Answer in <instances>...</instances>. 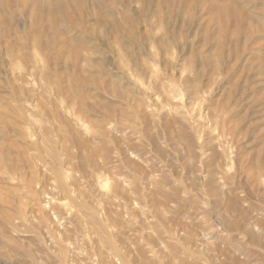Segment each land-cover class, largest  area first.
<instances>
[{
	"label": "rangeland",
	"instance_id": "rangeland-1",
	"mask_svg": "<svg viewBox=\"0 0 264 264\" xmlns=\"http://www.w3.org/2000/svg\"><path fill=\"white\" fill-rule=\"evenodd\" d=\"M102 2L107 3L103 4ZM155 2L156 0H153L145 5L142 0H99L98 2L97 0H78L77 12L79 15H74L71 23L66 21L65 24V21H63L58 26V29L71 42L83 40L88 48L89 66L79 64L77 69L71 67L63 69L61 61L60 64L56 62L57 65L56 63L54 65L51 60L53 49H44L37 37L28 34L34 27L33 20L27 15H21L19 12H13V18L10 15V21H12L7 29L10 33V30H13V32L7 38L8 41L2 44L4 48L0 45V116L5 117L6 120L17 119L16 122L26 137L29 138L28 140L33 142V146L23 150L26 152L22 151L23 154L18 158V162H20V166L23 165L21 167L24 171L27 169L25 171L27 175L31 174L36 177L34 188L37 190L38 195L40 194L39 197L41 196L39 200L43 202L41 203L43 204V213L48 215L49 218L44 216L45 221H43L38 220V215L36 217L35 215H28V221L23 222V226L16 235V237L19 236V238H16V242L19 244L17 245L18 249L13 251L12 257L6 252L10 245L2 243L5 251L1 250L0 255L2 254V257L0 256V260L4 261L9 256L10 261H4L6 264L8 262H10L8 264H11L13 261V264H19V262L21 264L22 261L23 264H28V262L29 264H61L63 262V264H264V185L263 187L260 186L261 189L252 192L256 185L259 186L261 183H257V181L252 183V180L249 183L251 177L249 175L251 174L244 163L239 165L237 159L235 160V150L232 149L233 145L230 140L232 138L229 132L232 127L231 124L236 121L237 115L241 114L239 112L241 108L238 107L239 105L221 107L217 100L220 99L219 97L223 94V91L217 94L212 102L206 101L205 98L207 94L209 95L214 90L218 81L221 80L219 84L222 83L223 78L228 73L231 74L230 77L227 76L229 77L227 82L229 86L235 80H238V87H241L245 97L251 100L257 95L260 88V81H258L260 75L256 71V64L259 55L263 54H260V52H264V46L262 48L256 46L255 43L264 41V20L260 19L258 21V30L255 36L257 42L253 44L250 42L246 47H243V45L235 46L234 44H230V48L227 47L229 50L237 47L240 56L238 59L231 58L230 62L228 61L226 69L214 79L215 82L213 80L204 82V80H207L205 76L202 78L203 80L198 77L205 83L204 89L197 95L198 100H202V108L198 110L200 109V103L196 102L197 96L194 97L192 106L186 104L187 92L180 80L182 78L197 77L200 70L203 69V67L200 69L201 66L193 68L189 64L193 61L192 58L195 57L193 48L200 43L202 32L206 27V12H202L203 9L201 8L203 7L200 5L197 17L193 22L182 12H176V8L159 17L154 12ZM97 3L101 4L102 8ZM253 6L258 9L262 7L261 2L258 0H254ZM106 10L109 11L107 14H105ZM257 11L259 12L258 16L261 17L260 10ZM171 14L172 16H170ZM4 15L5 13H0V18L2 16L5 20ZM100 16L104 17V22ZM127 17L129 18L126 19ZM204 20H206L205 23ZM113 23H125L128 33H112ZM195 26L198 29H195ZM18 37L22 38H19L22 45L19 43L18 47H15L16 45H12V43L15 44L12 40ZM29 37L32 38L29 40ZM7 43L9 46L6 45ZM210 43L212 44L213 40H210ZM130 45L131 47H128ZM256 54L258 57L255 56ZM194 60L196 61V57ZM65 62L66 59L64 58L63 63ZM166 62L168 65L173 63L172 67L170 66L172 75H174L172 69H174V72L176 71L173 79L168 72H163L162 65ZM92 63L100 64V67H95ZM104 63L106 64L104 65ZM82 68L84 71H82ZM72 69L76 72L73 73ZM98 71L104 73V76L99 79L98 85L86 87L85 89L90 90H85L84 97L81 99L80 97L68 98L71 83H75L77 74L95 75ZM44 76L48 77L45 78ZM107 77L110 79H107ZM105 82L117 86L122 85L120 87L124 91H128L130 96L127 97L128 99L121 100L109 96L102 85ZM227 84L225 79L221 85L228 90L229 86ZM210 87L211 89H209ZM16 91H19L21 95L23 94L25 98L23 101L17 97ZM28 94H32L33 99L31 95H29L31 98L28 97ZM235 95L240 96L241 94L237 92ZM182 96L184 99H181ZM105 97L111 100L117 108L116 113L121 114L123 119L119 118L118 115L110 117L108 114L103 113L104 110L97 108L95 105L96 100H105ZM141 98H143V101ZM194 104L198 106L195 107ZM124 105L126 106L124 107ZM147 108L149 111L146 110ZM175 108L178 112L175 111ZM92 109L95 110L94 113L93 111L91 113ZM166 109L168 110L165 112ZM126 110L128 113L125 112ZM255 110H260V106L258 105ZM172 111L176 112V115ZM200 112L202 113L200 114ZM157 113L159 117L154 116ZM186 114L188 118L185 116ZM209 114L211 118L207 119L210 117ZM255 114L257 119L264 117L263 112ZM17 116H20L21 119ZM29 116L33 117L30 118ZM226 116L229 118V123L225 120V118L228 119ZM149 117L154 118V121ZM169 117L173 119H168ZM198 117L203 118V122ZM205 120L206 123H204ZM178 122L179 124L182 122L184 126L182 124L183 127L178 125ZM193 122L194 124L191 125ZM215 122L217 124L221 123L217 126V124H213ZM223 123L224 126H222ZM166 124L167 126H165ZM192 126L197 130L199 127L198 131H201L202 134L204 132L203 138L206 142L213 143L218 137L219 141L225 140L224 143L220 141L225 146L226 153L223 154L225 156H222V160L220 159L219 162H215L207 169L193 161L196 163L194 165L192 159L187 156L188 137L186 138V136H193L195 129ZM208 126L214 129L211 130ZM216 126L218 132L215 130ZM175 129L178 131L181 129L180 133L182 134H179ZM227 129L229 131H226ZM4 131L7 130L3 128L2 131V128H0V138L5 133ZM8 134L12 136L11 132H8ZM227 135L228 137H226ZM144 144L146 145L144 146ZM43 145L48 146L51 152L54 153V159L48 158L49 156H46L44 149L41 150ZM36 154L38 156L40 154V156L38 157ZM229 154L230 158H228ZM25 155L27 158L30 156L32 159H27ZM23 160L25 163H23ZM30 160H32L31 163L36 164L34 168H32L33 164L29 165L31 164ZM40 161L42 164H40ZM223 163H225L224 167L226 169L223 168ZM238 165L241 168L239 179L242 186L240 189L227 177L238 171ZM219 167L223 171H219ZM215 168L219 172L217 169L215 171ZM148 169H151V171H148ZM214 171L215 174L217 173L216 175ZM196 172H199L200 175ZM228 173L229 175H227ZM36 174L43 176L41 178ZM151 176L152 180H150ZM221 176L225 178L224 182L223 179H220ZM174 179H177V181ZM208 180H210V183H205ZM156 184L157 189L155 188ZM145 187L149 191H153L154 196H156V198H152L154 201L144 198L145 194L142 191ZM205 189L208 192H205ZM157 190L161 194L157 193ZM200 192H203L202 195ZM12 196L14 197L13 194H11ZM234 197L239 202L236 204L235 209H232L231 206H227V200ZM158 198L160 201V204L157 203L159 207L155 201ZM173 199L174 201H171ZM167 201L168 203H166ZM161 208L166 209L163 211ZM158 212L161 214H158ZM45 225H47V229ZM101 227L111 241H108L106 235L101 232ZM51 231L52 234L49 233ZM49 234L53 237H50ZM57 242L58 244H56ZM4 253L6 258H3ZM20 253L22 256H20ZM54 255L57 257L55 258ZM57 258L60 259L61 263Z\"/></svg>",
	"mask_w": 264,
	"mask_h": 264
},
{
	"label": "bare ground",
	"instance_id": "bare-ground-1",
	"mask_svg": "<svg viewBox=\"0 0 264 264\" xmlns=\"http://www.w3.org/2000/svg\"><path fill=\"white\" fill-rule=\"evenodd\" d=\"M77 1L78 0H0V13H5L4 17H6V19L4 20L1 16L0 19V45H2L3 43L7 42V38L10 36V34L13 32V30H10L11 33L8 31L9 29H7V27H9V23L12 21H10L12 16L13 18V12H19L21 15H27L29 18H31L33 20L34 23V27L31 29V32L28 33L29 36H35L40 40V44L43 45V48H50L53 49V53H52V63H56L58 62L60 64V61L62 62V67L63 69H68V68H75L77 69V66H79V64H84L89 66V60H88V48L86 46V44L84 43L83 40H78L75 42H71L69 39L66 38L65 34L60 31V29H58L59 23H63V21H69L71 23V21L73 20V16L74 15H79V13L77 12L78 7H77ZM86 1V0H85ZM91 1V0H90ZM99 0H97L98 2ZM117 1V0H116ZM124 1V0H123ZM127 1V0H126ZM141 1V0H140ZM144 1L145 5H148L149 3H151L153 0H142ZM259 2H261L262 7L261 8H255V6H253L254 0H156L155 2V10L154 12L156 14L159 15V17H161L162 15H166V13H169L171 11H173L175 8L177 9V11L182 12V14H184L185 16H188L190 18V20H192V22L196 19L197 17V13H198V9L200 7V5H202L203 9L202 12H206V17H207V23H206V27L205 30L202 32V36H201V40L200 43L197 44L194 48H193V52L194 55L196 57V61L194 60V58H192V62H190L191 67L195 68L196 66H201L200 69L203 67L202 70H200V72L198 73L197 77L194 78H182V80H180L182 82V84L186 87H184V89H186L187 95H186V99L187 102L186 104H193L192 101L193 99H195L194 97H196L197 95H199L202 89H204L203 87L205 86V83H203L201 81V79L205 76V78L207 80L205 81H214V79L216 77L219 76V74L223 73L222 71L224 69H226L225 67L228 64V61L231 58H236L238 59L240 56V52H237L238 48H234V49H228L227 47L230 44H234L235 46L238 45H243V47L247 46L250 42L253 44L255 42H257L255 40V36L257 35V30H258V21H260V19L263 21L264 19V0H258ZM137 2V1H136ZM80 3V2H79ZM103 3V2H102ZM107 3V2H106ZM103 3V4H106ZM127 3V2H126ZM140 3V2H139ZM81 4V3H80ZM99 4V3H97ZM102 4V5H103ZM87 5V4H86ZM101 4H99L100 6ZM80 6V5H79ZM94 6V4H93ZM138 6V5H137ZM100 8H102L100 6ZM115 8V7H114ZM96 9V8H95ZM260 10L261 12V17L258 16V11ZM90 11V10H88ZM111 11V10H110ZM99 12V10H98ZM107 14V12L109 11H105ZM18 13V14H19ZM101 13V12H100ZM174 13V12H173ZM84 14V13H83ZM110 14V13H108ZM139 14V13H138ZM137 14V15H138ZM15 15V14H14ZM85 15V14H84ZM169 15V14H168ZM175 15V14H174ZM136 16V15H135ZM172 16V14L170 15ZM184 16V17H185ZM198 16H200L198 14ZM102 21L104 22V17L100 16ZM168 17V16H167ZM263 17V18H262ZM129 17H127L126 19H128ZM176 18V17H175ZM201 18V16L199 17ZM17 19V18H16ZM97 19V18H96ZM125 19V18H124ZM143 19V18H142ZM100 20V18H99ZM106 20V19H105ZM122 20V19H121ZM175 20V19H174ZM204 20V23L205 21ZM18 21V20H17ZM31 21V20H30ZM101 21V20H100ZM131 21V20H130ZM134 21V20H133ZM32 22V21H31ZM106 22V21H105ZM169 22V21H168ZM173 22V21H172ZM202 22V21H201ZM13 23V22H12ZM100 23V22H99ZM126 23V22H125ZM124 23V24H125ZM137 23V22H136ZM135 23V24H136ZM189 23V22H188ZM199 23V22H198ZM11 24V23H10ZM15 24V23H14ZM123 23H113L112 24V33H120V34H126L128 33L126 31V25H124ZM127 24V23H126ZM128 25V24H127ZM189 25V24H188ZM203 25V24H200ZM33 26V25H32ZM193 26V25H192ZM129 27V26H128ZM176 27V26H175ZM189 27V26H188ZM203 27V26H202ZM195 29L198 27H194ZM260 28V27H259ZM189 29V28H188ZM200 29V27H199ZM202 29V28H201ZM29 30V29H28ZM65 32V31H64ZM134 32V31H133ZM189 32V31H188ZM201 32V31H200ZM264 32V29H263ZM192 33V32H191ZM261 33V32H260ZM14 34V33H13ZM134 34V33H133ZM25 35V34H24ZM23 35V36H24ZM135 35V34H134ZM191 35V34H190ZM197 35V33H196ZM201 35V34H200ZM260 35V34H259ZM258 35V36H259ZM12 36V35H11ZM15 36V35H14ZM13 36V38H14ZM20 36V35H19ZM22 36V37H23ZM198 36V35H197ZM17 37V36H16ZM28 37V36H27ZM173 37V36H172ZM196 37V36H195ZM22 39L21 37H18L17 39H14L12 41L15 42V44L12 43V45H16L15 47H18L19 43ZM32 37H29V40ZM200 38V37H199ZM261 38V37H260ZM24 39V37H23ZM130 39V38H129ZM133 40V39H132ZM135 40V39H134ZM210 40H213V43H210ZM260 40V39H259ZM26 41V40H25ZM10 42V41H9ZM8 42V43H9ZM132 42V41H131ZM8 43L6 45H8ZM11 43V42H10ZM24 43V42H23ZM126 43V42H125ZM176 43V42H175ZM21 44V43H20ZM165 44V43H164ZM256 46H261L263 48L264 46V41L259 42V43H255ZM5 45V44H4ZM11 45V44H10ZM11 45V46H12ZM22 45V44H21ZM9 46V45H8ZM166 46V45H164ZM255 46V47H256ZM3 47V45H2ZM14 47V46H13ZM39 47V46H37ZM128 47H131L128 46ZM255 47H251V48H255ZM4 48V47H3ZM7 48V47H6ZM230 48V46H229ZM232 48V47H231ZM39 49V48H38ZM95 49V48H94ZM184 49V48H183ZM256 49V48H255ZM264 49V48H263ZM10 50V49H9ZM176 50V49H175ZM182 50V49H181ZM243 50V49H242ZM259 50V49H258ZM257 50V51H258ZM1 51V50H0ZM15 51V50H14ZM29 51V49H28ZM185 51V50H184ZM254 51V50H253ZM256 51V53H257ZM96 52V51H95ZM5 53V52H4ZM30 53V52H29ZM263 53V54H262ZM46 54V53H45ZM137 54V53H136ZM260 54H262L261 56L259 55V57L257 56V54L255 56H257L259 58L256 66V71L259 73L260 77L258 78V81H260L259 83V91L257 93V95H255L254 98H252V102L251 100H249L247 97H245L244 92L241 90V87H238V80H235L234 83L232 85H228L227 82L229 80V75L231 74H226L229 77H224L222 83L224 82V80L226 79V84L229 86L228 90L226 89V87H222V83H220V81H218L216 83V87L214 88V90L212 92H210V94L206 95V101L208 102H212L213 99L215 98V96L219 93H221L223 91V94L219 97L220 99L217 100V103L223 107L226 108L230 105H236L239 108V112H241V114L237 115L236 121L234 123H232V127L231 130L229 131L228 129L226 131H229L230 134L232 135L231 137V144L233 145V148L235 150V160L238 161L239 165L240 163H244L245 166L247 167L248 172H250L251 175H249V183L256 182L257 183H261L259 184V186L256 185V188L252 191H256L260 188V186L263 187L264 185V52H260ZM4 55V54H3ZM2 55V56H3ZM244 55V54H243ZM1 56V55H0ZM66 59V62L63 63V59ZM134 58V57H133ZM244 59V58H243ZM255 59V58H254ZM21 60V59H20ZM96 60V59H95ZM232 61V60H231ZM230 62V61H229ZM26 63V62H25ZM47 63V62H46ZM49 63V61H48ZM51 63V64H52ZM188 63V62H187ZM106 63H104L105 65ZM173 64V63H172ZM171 64V65H172ZM177 64V63H176ZM253 64V63H252ZM255 64V63H254ZM55 65V64H54ZM57 65V63H56ZM92 65H95V67H100V64L97 63H92ZM171 65H168L167 62L164 63L162 65L163 68V72L169 74V76L172 77V79L174 78L173 76L176 74V71L174 72V69H172V73L174 75L171 74ZM248 65V64H247ZM53 66V65H52ZM102 66V65H101ZM171 66V67H170ZM248 66H251L250 64ZM51 67V65H50ZM57 67V66H56ZM105 67V66H104ZM190 67V66H189ZM233 67V66H232ZM58 68V67H57ZM244 68V66H243ZM252 68V67H250ZM49 69V68H48ZM59 69V68H58ZM72 69V70H73ZM79 69V68H78ZM83 69V68H82ZM104 69V68H103ZM238 69V68H237ZM242 69V68H241ZM246 69V68H245ZM255 69V66H254ZM53 70V69H52ZM56 70V69H55ZM61 70V69H60ZM70 70V69H69ZM160 70V69H159ZM177 70H179L177 68ZM57 71V70H56ZM55 71V72H56ZM75 70H73L74 73ZM79 71V70H78ZM84 71V69L82 70ZM81 71V72H82ZM86 71V70H85ZM193 71V70H192ZM241 71V70H240ZM248 71V70H247ZM51 72V71H50ZM76 72V71H75ZM149 72V71H148ZM148 72H146L148 74ZM160 72V71H159ZM158 72V73H159ZM238 72V71H237ZM236 72V73H237ZM243 72V70H242ZM80 73V72H79ZM161 73V72H160ZM188 73V72H187ZM235 73V72H234ZM241 73V72H240ZM255 73V72H254ZM86 74V73H85ZM154 74V73H153ZM180 74V72H179ZM189 74V73H188ZM225 74V73H224ZM253 74V73H252ZM1 75V74H0ZM167 75V74H166ZM192 75V74H191ZM235 75V74H234ZM75 76V75H74ZM104 76V73H102V71H98L95 75L92 74H88V75H81V74H77L76 79H75V83H71L70 86V92H69V96L68 98L73 99V97H80L83 98V94L86 92L85 89L88 86H93L94 85H98L99 84V79L102 78ZM151 76V75H149ZM168 76V77H169ZM185 76V75H184ZM194 76V75H193ZM233 76V75H232ZM252 76V75H251ZM258 76V74H257ZM4 77V76H3ZM23 77V76H22ZM45 77V76H44ZM48 77V76H47ZM45 77V78H47ZM160 77V76H159ZM179 77V76H178ZM192 77V76H191ZM198 77H201V79H199ZM240 77V76H239ZM253 77V76H252ZM2 78V77H1ZM220 78V77H219ZM107 79H110L107 77ZM169 79V78H168ZM179 79V78H178ZM221 79V78H220ZM239 79V78H238ZM254 79H256L254 77ZM148 80V79H147ZM156 80V79H155ZM159 80V79H158ZM176 80V79H175ZM203 80V79H202ZM219 80V79H218ZM108 81V80H107ZM113 81V80H112ZM111 81V82H112ZM161 81V80H160ZM159 81V83H160ZM217 81V80H216ZM246 81V80H245ZM250 81V80H249ZM254 81V80H252ZM74 82V81H73ZM156 82V81H155ZM154 82V83H155ZM180 82V83H181ZM215 82V81H214ZM114 83V82H113ZM158 83V82H157ZM173 83V81H172ZM209 83V82H208ZM232 83V82H231ZM102 84V83H101ZM146 84V81H145ZM149 84V83H148ZM153 84V83H152ZM180 84V85H182ZM207 84V83H206ZM214 84V83H213ZM81 87H80V86ZM103 88L105 89V91L108 93L109 96L117 98V99H126L127 97H129V93L128 91H124V89H122L120 86H117L115 84H111L108 82H105V84H102ZM156 86V84H154ZM153 85V86H154ZM215 85V84H214ZM247 85V84H246ZM249 85V84H248ZM1 86V85H0ZM14 86V85H13ZM152 86V87H153ZM160 86V85H159ZM240 86V85H239ZM243 86V85H242ZM250 86V85H249ZM4 87V85H3ZM101 87V86H100ZM162 87V86H161ZM160 87V88H161ZM183 87V86H182ZM208 87V86H207ZM214 87V86H212ZM20 88V87H19ZM17 88V89H19ZM154 88V87H153ZM158 88V87H157ZM22 89V88H21ZM96 90V88H94ZM93 89V90H94ZM156 89V88H155ZM183 89V90H184ZM211 89V87L209 88ZM223 89V90H222ZM247 89V88H246ZM14 90V89H13ZM20 90V89H19ZM68 90V88H67ZM90 90V89H88ZM87 90V91H88ZM92 90V89H91ZM98 90V89H97ZM181 90V89H180ZM228 92H227V91ZM1 91V90H0ZM4 91V90H3ZM8 91V90H7ZM24 91V90H23ZM135 91V90H134ZM153 91V90H152ZM159 91V90H158ZM157 91V92H158ZM161 91V90H160ZM165 92V90H163ZM256 91V90H255ZM28 92V91H26ZM132 92V91H131ZM162 92V93H164ZM173 92V91H172ZM183 92V91H182ZM181 92V93H182ZM240 93V96H236V93ZM3 93V92H2ZM1 93V94H2ZM246 93V92H245ZM8 94V93H7ZM94 94V93H93ZM96 94V92H95ZM158 94V93H157ZM168 95V92L166 93ZM184 94V92H183ZM16 95L17 97H19L22 101L24 98L23 94L21 95V93L19 91H16ZM33 99V95L32 94H28V97ZM134 95V93H133ZM148 95V94H147ZM150 95V94H149ZM170 96H172L171 94H169ZM182 95V94H181ZM203 95V94H202ZM8 97V95H7ZM27 97V96H26ZM91 97V96H90ZM89 97V98H90ZM149 97V96H148ZM161 97V96H160ZM159 97V98H160ZM218 97V96H217ZM9 99L10 96L8 97ZM88 98V97H87ZM136 98V96H135ZM151 98V97H150ZM156 98V97H155ZM155 98H153L155 100ZM173 98V97H172ZM198 100V96L196 97ZM204 99V97H202ZM7 99V98H6ZM128 99V98H127ZM133 99V98H131ZM139 99V98H138ZM143 101V98H141ZM146 99V98H145ZM174 99V98H173ZM181 99H184L183 96ZM16 100V99H15ZM157 100V99H156ZM196 102H199L200 105V109L202 108V100H198ZM4 101V100H3ZM127 101V100H126ZM133 101V100H131ZM13 102V101H12ZM28 102V101H27ZM95 102V101H94ZM129 102V100H128ZM137 102V101H136ZM147 102V100H146ZM145 102V103H146ZM149 102V101H148ZM158 102V101H157ZM162 102V101H161ZM183 102V100H182ZM181 102V103H182ZM195 102V103H196ZM7 103V102H4ZM92 103V102H91ZM123 103V102H121ZM140 103V102H139ZM144 103V102H142ZM152 103V102H151ZM156 103V102H154ZM180 103V104H181ZM185 103V102H184ZM205 103V102H203ZM16 104V102H15ZM131 104V103H130ZM148 104V103H147ZM159 104V103H158ZM8 105V104H7ZM18 105V104H17ZM95 105L97 106L98 109H102L104 110L106 115L108 114L110 117H115L118 114L116 113V109L115 105L111 102V100L108 97H105V100H96ZM118 105V103H117ZM141 105V104H139ZM179 105V104H178ZM177 105V106H178ZM209 105V104H208ZM260 106V110H255V108L257 106ZM20 107V105H18ZM26 106V105H25ZM31 106V104H30ZM88 106V105H87ZM126 105H124L125 107ZM128 106V105H127ZM131 106V105H130ZM144 106V104H143ZM158 106V105H157ZM180 106V105H179ZM182 106V105H181ZM180 106V107H181ZM192 106V105H191ZM195 106V104H194ZM198 106V105H196ZM195 106V107H196ZM215 106V104H214ZM235 106V107H236ZM12 107V106H9ZM22 107V106H21ZM33 107V106H32ZM29 107V108H32ZM35 107V106H34ZM85 107V106H84ZM93 107V106H92ZM133 107V106H131ZM137 107V106H136ZM140 107V106H139ZM171 107V106H170ZM176 107V105H175ZM183 107V106H182ZM190 107V106H189ZM204 107V106H203ZM217 107V105H216ZM7 108V107H6ZM14 108V107H13ZM96 108V107H95ZM96 108V109H97ZM123 108V107H122ZM144 108V107H142ZM174 108V107H172ZM185 108V107H184ZM187 108V107H186ZM198 108V107H197ZM222 108V109H223ZM243 108V109H242ZM11 109V108H10ZM23 109V108H22ZM26 109V108H25ZM129 109V108H126ZM156 109V108H154ZM169 109V108H168ZM164 110L165 112L168 110ZM193 109V108H192ZM230 109V108H229ZM228 109V110H229ZM232 109V108H231ZM7 110V109H6ZM16 110V109H15ZM37 110V109H36ZM80 110V108H79ZM148 110V108L146 109ZM158 110V109H157ZM187 110V109H185ZM197 110V112H198ZM206 110V109H205ZM216 110V108H215ZM224 110V109H223ZM12 111V110H11ZM17 111V110H16ZM42 111V109H41ZM83 111V110H82ZM90 111V110H89ZM94 113V109L91 110V113ZM133 111V110H131ZM139 111V110H138ZM149 111V110H148ZM170 111V110H169ZM175 111L176 108H175ZM189 111V110H187ZM193 111V110H192ZM191 111V112H192ZM196 111V108H195ZM194 111V113L196 114V112ZM226 111V110H225ZM24 112V111H23ZM37 112V111H36ZM40 112V111H39ZM85 112V110H84ZM125 112L128 113V111L126 110ZM145 112V111H144ZM157 112V111H156ZM160 112V111H159ZM173 113H175L174 115H176V112L172 111ZM178 112V111H177ZM190 112V111H189ZM207 112V111H206ZM259 112H263V118L257 119V116L255 113H259ZM8 113V112H7ZM25 113V112H24ZM29 113V112H28ZM27 113V114H28ZM42 113V112H41ZM40 113V114H41ZM146 113V112H145ZM151 114V112H149ZM148 113V114H149ZM171 113V114H173ZM193 113V114H194ZM199 113V112H198ZM197 113V114H198ZM202 112H200L201 114ZM230 113V112H229ZM232 113V111H231ZM236 113V112H235ZM45 114V113H44ZM43 114V116H44ZM90 114V113H89ZM149 114V115H150ZM180 114V112H179ZM178 114V115H179ZM208 114V113H207ZM216 114V113H214ZM234 114V113H233ZM15 115V114H14ZM51 115V114H50ZM152 115V114H151ZM170 115V114H169ZM203 115V114H202ZM210 115V114H209ZM221 115V114H220ZM219 115V117H221ZM234 115V116H236ZM94 116V115H93ZM102 116V115H101ZM119 118L123 119L122 115L119 114L118 115ZM145 116V114H144ZM154 116H158V113ZM184 116V115H183ZM187 117V114L185 115ZM189 116V115H188ZM196 116V115H195ZM9 117V116H8ZM18 118L21 119L20 116H17ZM30 117V116H29ZM33 117V116H31ZM30 117V118H31ZM41 117V116H40ZM53 117V115H52ZM142 117V116H141ZM159 117V116H158ZM164 117V116H163ZM178 117V116H177ZM209 117V116H208ZM212 117H214L212 115ZM228 118V116H226ZM231 118L233 117L230 116ZM151 118V117H149ZM157 118V117H156ZM167 118V117H166ZM185 118V117H184ZM183 118V120H184ZM188 118V117H187ZM200 118V117H198ZM211 115L209 118L210 119ZM11 119V118H10ZM145 119V118H144ZM154 121V118H151ZM158 119V118H157ZM168 119H173L172 117H169ZM186 119V118H185ZM193 119V118H192ZM197 119V118H196ZM201 119V118H200ZM203 119V118H202ZM201 119V122H203ZM215 120V118H213ZM257 119V120H256ZM17 119H11V120H6L5 117L0 116V128H3L5 133L2 134L1 138H0V252L3 249L4 250V245L2 243H7L8 245H10V248L8 250H6V252L12 257L14 252L18 249L17 242H16V235L18 234V232L20 231V228L23 226V222H27L28 221V215H38L39 218L38 220H43L44 216H47L49 218L48 215H45L43 213V209H42V205L39 198V195L37 193V190L34 188L35 184H36V177L29 174L27 175V173L23 170V165L20 166V162H18V158L23 154V150H27V148L29 146H33V142H31L30 140H28L29 138L26 137V135L24 134L23 130L21 129V127L19 126V124L16 122ZM148 120V119H147ZM182 120V119H181ZM182 120V121H183ZM189 120V119H187ZM221 120V119H220ZM219 120V121H220ZM226 122L229 121V118L226 119ZM168 121V120H167ZM175 121V120H174ZM186 121V120H185ZM184 121V122H185ZM199 121V119H198ZM210 121V120H209ZM211 121L213 122V120L211 119ZM210 121V123H211ZM142 122V121H141ZM173 122V121H172ZM191 122V121H190ZM196 122V121H195ZM200 122V123H201ZM225 122V123H226ZM62 123V122H61ZM159 123V122H158ZM167 123V122H165ZM169 123V122H168ZM167 123V124H168ZM188 123V122H187ZM197 123V122H196ZM206 123V120L205 122ZM203 123V124H204ZM208 123V121H207ZM221 123V122H220ZM220 123H213V124H217V126ZM229 123V122H228ZM231 123V122H230ZM151 124V123H150ZM167 124L165 126H167ZM170 124V123H169ZM172 124V123H171ZM174 124V123H173ZM182 124V122H181ZM178 122V125H181ZM191 124V123H190ZM194 122L191 124L193 125ZM210 124V125H213ZM144 125V124H143ZM149 125V124H148ZM177 125V123H176ZM183 125V124H182ZM181 125V126H182ZM198 125V124H197ZM228 125V124H227ZM34 126V125H32ZM160 126V125H159ZM172 126V125H171ZM184 126V125H183ZM182 126V127H183ZM217 126L215 127L216 132L217 131ZM224 126V123L223 125ZM189 127V124H188ZM193 127V126H192ZM198 127V126H197ZM209 127V126H208ZM173 128V126H172ZM176 128V126H175ZM178 128V127H177ZM187 128V127H186ZM194 128V127H193ZM203 128V127H202ZM210 128V127H209ZM224 128V127H221ZM161 129V128H160ZM170 129V127H169ZM189 129V128H188ZM195 129V128H194ZM204 129V128H203ZM211 129V128H210ZM209 129V130H210ZM214 129V128H213ZM211 129V130H213ZM219 129V128H218ZM146 130V128H145ZM162 130V129H161ZM176 131H178L177 129H175ZM181 130V129H180ZM180 130L178 131L179 134ZM183 130V129H182ZM185 130V129H184ZM187 130V129H186ZM185 130V131H186ZM190 130V129H189ZM188 130V131H189ZM199 130V127H198ZM197 129H195L193 136L189 137L186 136V138L188 137V143H187V156L192 159V162H196L198 164H200L199 166H203L206 167L205 169L209 168L212 164H214L215 162H219L222 156L225 152V146L221 143L225 140H223L220 142L219 141V137L217 139H215L213 141V143H209L206 142V140L203 138V134L201 133V131L199 132ZM31 131V130H30ZM38 131V130H37ZM168 131V130H167ZM8 132H11L12 136L8 134ZM34 132V129H33ZM162 132V131H161ZM183 132V131H181ZM193 132V131H192ZM210 132V131H209ZM220 132V129H219ZM225 132V131H224ZM228 132V133H229ZM32 133V132H31ZM163 133V132H162ZM211 133V132H210ZM142 134V132H141ZM157 134V133H156ZM171 134V131H170ZM189 134V133H188ZM192 134V133H191ZM207 134V133H206ZM219 134V133H218ZM229 134V135H230ZM159 135V134H158ZM178 135V134H176ZM212 135V134H211ZM225 135V134H224ZM173 136V135H171ZM182 136V135H181ZM205 136V135H204ZM208 136V135H207ZM213 136V135H212ZM36 137V136H35ZM41 137V136H40ZM160 137V136H158ZM217 137V135H216ZM221 137V136H220ZM228 137V135L226 136ZM225 137V139H226ZM34 138V137H33ZM39 138V137H38ZM157 138V137H156ZM177 138V137H175ZM183 138V137H181ZM36 139V138H35ZM171 139V138H169ZM174 139V138H173ZM184 139V138H183ZM209 139V138H208ZM213 139V138H212ZM229 139V138H228ZM149 140V139H148ZM161 140V139H159ZM177 140V139H176ZM182 140V139H180ZM37 141V140H36ZM146 141V140H145ZM156 141V140H155ZM163 141V140H162ZM183 141V140H182ZM210 141V140H209ZM168 142V141H167ZM165 142V143H167ZM176 142V141H175ZM211 142V141H210ZM227 143V142H225ZM185 144V143H184ZM40 145V144H39ZM50 145V144H49ZM146 144H144L145 146ZM186 145V144H185ZM148 146V145H147ZM181 146V145H180ZM184 146V145H183ZM37 147V146H36ZM51 147V146H50ZM159 147V146H158ZM164 147V146H163ZM171 147V146H170ZM227 147V146H226ZM31 148V147H30ZM33 148V147H32ZM31 148V149H32ZM165 148V147H164ZM167 148V147H166ZM36 149V148H35ZM45 151L46 156H49L48 158H52L54 159V153L51 152V150L49 149L48 146H44L43 148H41V150ZM147 149V147H146ZM152 149V148H151ZM161 149V148H160ZM37 150L39 151V149L37 148ZM163 150V149H162ZM168 150V149H167ZM185 150V149H184ZM230 150V148H229ZM233 150V151H234ZM23 151V152H22ZM160 151V150H159ZM165 151V150H164ZM163 151V152H164ZM232 151V150H231ZM38 153V152H36ZM231 153V152H230ZM25 154V153H24ZM30 154V153H28ZM154 154V153H153ZM34 155V154H33ZM37 155V154H36ZM176 155V154H175ZM26 156V155H25ZM38 156V155H37ZM40 156V154H39ZM38 156V157H39ZM230 154L228 155V158ZM58 157V156H57ZM27 158V156H26ZM30 158V156L28 157ZM27 158V159H28ZM35 158V157H34ZM42 158V157H41ZM45 158V157H44ZM22 159V158H21ZM32 159V158H30ZM37 159V158H35ZM26 160V159H25ZM222 160V159H221ZM27 161V160H26ZM32 160H30L31 163ZM38 161V160H37ZM43 161V160H42ZM175 161V160H174ZM205 161V163H204ZM226 161V160H225ZM45 162V161H44ZM171 162V161H170ZM177 162V161H176ZM193 162V163H194ZM230 162V161H228ZM23 163L24 160H23ZM50 163V162H49ZM194 163V165L196 164ZM22 164V161H21ZM33 162L29 165H32ZM39 164V163H38ZM40 164L41 161H40ZM172 164V163H171ZM190 164V163H189ZM220 164V163H219ZM218 164V165H219ZM223 163V168L226 169L224 167ZM227 164V163H226ZM231 164V163H230ZM45 165V164H44ZM42 165V166H44ZM54 165V163H53ZM232 165V164H231ZM234 165V164H233ZM236 165V164H235ZM234 165V166H235ZM238 165V173L236 172L234 175H230L227 176L229 177L228 179L231 180V182H234L236 184V186L238 185L239 189L242 186V183L239 179V172H240V166ZM34 166H36V164L32 165V168H34ZM176 166V165H175ZM181 166V165H180ZM31 167V166H30ZM148 167V166H147ZM197 167V165H196ZM213 167V166H212ZM216 167L218 168V166L216 165ZM227 167H229L227 165ZM242 167V166H241ZM25 168V167H24ZM30 168V169H32ZM41 168V167H40ZM177 168V166H176ZM192 168V167H191ZM215 168V171L216 169ZM232 168V167H231ZM230 168V169H231ZM29 169V170H30ZM36 169V168H35ZM38 169V167H37ZM170 169V168H169ZM168 169V171H169ZM182 169V168H181ZM180 169V170H181ZM229 169V168H228ZM43 170V169H42ZM146 170V168H145ZM151 171V169H148V171ZM154 170V169H153ZM201 170V169H200ZM222 170V169H221ZM220 167H219V171ZM156 172H158L155 169ZM154 171V172H155ZM197 171V170H196ZM199 171V170H198ZM202 171V170H201ZM210 171V170H209ZM214 171V174H215ZM218 171V169H217ZM218 171V172H219ZM223 171V170H222ZM230 171V170H228ZM153 172V173H154ZM213 172V171H212ZM40 173V172H39ZM42 173V172H41ZM145 173V172H144ZM184 173V172H183ZM197 174L199 172H196ZM223 173V172H222ZM231 173V172H230ZM242 173V171H241ZM33 174H34V170H33ZM44 174V173H43ZM156 174V173H154ZM153 174V175H154ZM172 174V171H171ZM182 174V173H181ZM197 174H195L197 176ZM203 174V173H202ZM205 174V173H204ZM208 174V173H206ZM210 174V173H209ZM217 174V173H216ZM215 174V175H216ZM219 174V173H218ZM224 174H226L224 172ZM31 175V176H30ZM37 176H40L38 174H36ZM151 175V174H150ZM169 175V174H168ZM200 175V173H199ZM211 175V174H210ZM222 175V174H221ZM229 175V173L227 174ZM241 175V174H240ZM244 175V174H243ZM43 176V175H42ZM42 176H40L42 178ZM156 176V175H155ZM160 176V175H159ZM226 176V175H225ZM246 176V175H244ZM161 177V176H160ZM181 177V176H179ZM199 177V176H198ZM222 177V176H221ZM224 177V175H223ZM220 178L223 179V182L225 181V178ZM143 178V177H142ZM163 178V177H162ZM172 178V177H171ZM183 178V177H182ZM205 178V177H204ZM244 178V177H243ZM247 178V176H246ZM39 179V178H38ZM152 176L150 178V180H152ZM170 179V177H169ZM199 179V178H198ZM207 179V178H206ZM209 179V178H208ZM158 180V179H157ZM168 180V179H167ZM177 181V179H174ZM204 180V179H203ZM245 181V178L243 179ZM43 181V180H42ZM42 181H40L41 183H43ZM159 181V180H158ZM179 181V179H178ZM182 181V180H181ZM144 182V180H143ZM142 182V183H143ZM160 182V181H159ZM167 182V181H166ZM183 182V181H182ZM213 182V181H212ZM230 182V181H228ZM141 183V184H142ZM146 183V182H145ZM150 183V182H148ZM152 183V182H151ZM162 183V182H161ZM180 183V182H179ZM207 184L210 183V180H208L207 182H205ZM204 183V185H205ZM226 183V182H225ZM246 183V181H245ZM249 183H247L249 185ZM163 184V183H162ZM165 184V183H164ZM182 184V183H181ZM202 184V183H201ZM224 184V183H223ZM231 184V183H228ZM40 185V184H39ZM199 185V184H198ZM252 185V184H251ZM37 186V185H36ZM152 186V185H151ZM160 186V185H159ZM163 186V185H162ZM184 186V185H183ZM202 186V185H201ZM245 186V185H244ZM254 186V185H253ZM153 187V186H152ZM204 187V186H203ZM237 187V188H238ZM252 187V186H251ZM38 188V187H37ZM142 188V186H141ZM157 189V184L156 187ZM162 188V187H161ZM161 188H158L159 190ZM164 188V187H163ZM184 188V187H183ZM206 188V186H205ZM250 188V186H249ZM197 189V188H196ZM209 189V188H208ZM238 189V191H239ZM244 189V188H243ZM252 189V188H251ZM261 189V188H260ZM143 190V189H142ZM141 190V191H142ZM200 190V189H199ZM206 190V189H205ZM246 190V188H245ZM264 190V188H263ZM174 191V190H173ZM187 191V190H186ZM202 191V190H201ZM204 191V190H203ZM237 191V190H236ZM248 191V190H247ZM262 191V190H261ZM144 192L145 194V199L146 200H153L152 198H156V196H154V193L152 190H148L146 187L144 188ZM205 192H208L207 190ZM211 192V191H210ZM42 193V192H41ZM157 193L158 192L157 190ZM164 193V192H163ZM169 193V192H167ZM166 193V194H167ZM201 193V192H200ZM203 193V192H202ZM201 193V195H202ZM236 193V192H235ZM238 194H240L239 192H237ZM236 193V194H237ZM243 193V192H241ZM259 193V192H258ZM264 193V191H263ZM11 194L14 195V197H11ZM161 194V193H160ZM172 194V193H171ZM174 194V193H173ZM172 194V195H173ZM206 194V193H205ZM204 194V195H205ZM208 194V193H207ZM213 195V194H211ZM249 195V194H248ZM251 195V193H250ZM176 196V195H175ZM223 197V195H221ZM225 196V195H224ZM237 196V195H236ZM246 196V195H245ZM244 196V197H245ZM257 196V195H256ZM168 197V196H167ZM204 197V196H203ZM208 197V196H207ZM206 198V197H205ZM210 198V197H208ZM207 198V199H208ZM228 198V197H227ZM161 199V198H160ZM166 199V198H165ZM225 200V199H224ZM242 200V199H241ZM145 201V200H144ZM156 204L159 203V198L155 200ZM163 201L165 202V200L163 199ZM171 201H174L171 200ZM170 201V202H171ZM207 201V200H206ZM210 201V200H209ZM32 202V203H31ZM208 202V201H207ZM223 202V201H222ZM239 202V200L237 201L236 197L234 198H229V200H227V206L228 207H232V209H235V206H237L236 204ZM161 203H163L161 201ZM168 203V201L166 202ZM147 204V203H146ZM149 204V203H148ZM154 204V205H156ZM160 204V203H159ZM165 204V203H164ZM171 204V203H169ZM168 204V206H169ZM145 205V204H144ZM153 205V206H154ZM163 205V204H162ZM240 205V203H239ZM150 206V205H149ZM152 206V207H153ZM157 206L159 207V205L157 204ZM156 206V207H157ZM161 206V205H160ZM167 206V207H168ZM171 206V205H170ZM241 206V205H240ZM145 207V206H144ZM162 207V206H161ZM166 207V208H167ZM165 208V209H166ZM163 209V208H161ZM165 209H163V211H165ZM168 209V208H167ZM47 210V209H46ZM49 210V209H48ZM51 210V208H50ZM49 210V211H50ZM149 210V209H148ZM156 210V209H155ZM162 211V210H161ZM48 212V211H47ZM47 214V213H46ZM52 214V213H51ZM50 214V215H51ZM158 214H161L158 212ZM52 216V215H51ZM154 216V214H153ZM156 217V216H155ZM162 218V217H161ZM169 218V217H166ZM35 220V219H34ZM168 220V219H166ZM36 221V220H35ZM42 221V222H43ZM33 222V221H32ZM49 222V221H48ZM47 222V224H48ZM52 222V221H50ZM30 223V222H29ZM38 223V222H36ZM40 223V222H39ZM26 224V223H24ZM42 224V223H41ZM51 224V223H49ZM31 225V224H30ZM37 225V224H34ZM43 226V225H42ZM52 226V224H51ZM30 227V226H29ZM40 227V226H38ZM37 227V228H38ZM47 227V225H45V228ZM32 228V227H31ZM34 228V226H33ZM36 228V227H35ZM44 228V227H43ZM42 228V229H43ZM41 229V228H40ZM40 229H38L40 231ZM41 229V230H42ZM47 229V228H46ZM49 229V227H48ZM52 229V228H51ZM26 230V229H25ZM50 230V229H49ZM101 232L105 234V232L103 231L104 229L101 227ZM30 231V230H29ZM36 231V230H35ZM48 231V230H47ZM44 233V232H42ZM50 234H52V231L49 232ZM20 234V233H19ZM46 234V233H44ZM49 234V235H50ZM48 235V234H47ZM52 235H50L51 237ZM21 237V236H20ZM23 237V236H22ZM21 237V238H22ZM43 237V236H42ZM53 237V236H52ZM24 238V237H23ZM27 238V237H26ZM106 238H108V241L110 240V237L108 235H106ZM30 239V238H29ZM43 239V238H42ZM40 239V240H42ZM18 240V239H17ZM28 240V239H27ZM39 240V239H38ZM32 241V239H31ZM43 241V240H42ZM58 241V240H57ZM111 241V240H110ZM21 243V242H20ZM38 243V242H37ZM36 243V244H37ZM46 243V242H45ZM44 244V243H43ZM58 244V242L56 243ZM62 244V243H61ZM51 246V245H50ZM58 246V245H57ZM41 247V246H40ZM46 247V246H45ZM48 247V246H47ZM28 248H32V247H28ZM42 248V247H41ZM56 248V247H54ZM33 249V248H32ZM52 249V248H51ZM64 249V248H63ZM43 250V249H42ZM46 250V249H45ZM48 250V249H47ZM56 250V249H55ZM5 251V250H4ZM27 251V250H25ZM60 252V251H59ZM67 254V252H65ZM50 254V253H49ZM52 254V253H51ZM55 254V253H54ZM65 254V255H66ZM56 255V254H55ZM54 257L56 258L57 256ZM58 255V254H57ZM60 255V254H59ZM58 255V256H59ZM2 257V254L0 255ZM20 256H22V254L20 253ZM53 256V255H51ZM62 256V255H61ZM119 256V255H118ZM49 257V256H46ZM5 257V253L4 256ZM2 258V259H3ZM9 258V256H8ZM4 259L5 262L10 261L9 259ZM26 258V256H25ZM62 258V257H61ZM59 259V258H57ZM56 259V260H57ZM65 259V257H64ZM124 259V258H123ZM7 260V261H6ZM12 260V258H11ZM28 260V259H26ZM30 260V258H29ZM55 260V259H54ZM1 261V260H0ZM1 261L0 264H4L5 262ZM60 261V259L58 260ZM57 261V262H58ZM64 261V260H63ZM56 262V263H57ZM10 263V262H8ZM7 263V264H8ZM14 261L11 263L13 264ZM24 262L22 261L21 264H23ZM37 263V262H36ZM61 263V261H60ZM64 263V262H63ZM61 263V264H63ZM6 264V263H5ZM20 264V262H19ZM29 264V262H28ZM49 264V263H48Z\"/></svg>",
	"mask_w": 264,
	"mask_h": 264
}]
</instances>
